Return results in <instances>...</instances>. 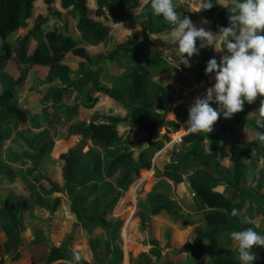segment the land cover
<instances>
[{
    "label": "rangeland",
    "instance_id": "1",
    "mask_svg": "<svg viewBox=\"0 0 264 264\" xmlns=\"http://www.w3.org/2000/svg\"><path fill=\"white\" fill-rule=\"evenodd\" d=\"M131 1L137 7L133 18L120 22L112 13L107 17L98 16L97 0H89L91 18L105 25L110 35L99 44L82 42L63 62L70 70L67 84L83 80L93 70L97 74L99 86L109 91V95L98 92L93 94L94 97H99L93 110H88L83 105L90 86L82 93L71 91L68 97L59 102L53 98V94L62 84L49 81V69L22 63L16 55V44L39 19L45 24L37 40L55 29H63L68 35H78L79 18L73 9H62L58 0H54V8L50 9L44 0H38L34 4L32 19L6 42L13 50V58L0 65V94L13 86L16 93L14 104L28 111V121L22 123L12 119L0 107V132L5 135V141L0 146V206L10 197L14 200L25 199L30 202L31 207L21 215L17 223L21 244L8 240L0 230V264H47L53 247L70 250L78 256V261L64 260L55 264H212L207 243L196 241L207 230L203 206L196 192L187 182L175 184L166 177L159 178L157 172L163 174L168 164L197 153L215 156L208 142L187 144L183 141L188 133L184 122L188 110L197 98L206 95V89L215 82L214 77L205 75L207 61H202L200 53L191 58L190 67L177 66V53L174 50L177 46L172 44L169 37L162 35L171 30L155 33L164 25H172L163 21L162 17L152 15L150 0ZM232 2L233 0H219L215 12L211 9L204 10L203 2L198 0L174 4L181 18L188 16L197 27L203 26L216 32L222 26L219 16H229ZM202 19L209 23L202 25ZM4 44L5 42L0 41L2 53ZM142 44L155 50L142 56L145 70L158 53L161 58L159 68L151 76L153 102H147V106L155 107L153 103L158 88H169L174 95L172 108L162 114L168 123L160 134L168 133V139L162 140L164 148L157 151L153 147L156 141L154 136L135 129L130 123H122L118 125V134L123 146L104 148L89 139V125L94 119H125L128 116V99L120 93V89L131 83V71L126 65L105 58L115 50L130 53ZM206 48L219 62L224 53L211 47ZM81 55L88 57L90 62L80 60ZM16 81L18 83L14 84ZM257 109L249 112L244 123L249 128L257 126ZM72 110L76 112L70 115ZM220 123L227 128L219 136V149L224 151L221 154V165L230 173L231 180L233 181L234 175L231 148L239 146L251 155V159H244L249 185H264V151L259 157L251 146H244L240 142L242 125L236 126L222 116ZM129 136L139 147L136 149L137 154L148 149L147 159L151 161L152 169L146 174L141 172L140 178L122 193L109 214L110 222H124L121 238L113 244L101 228L80 224L72 215L71 204L67 199L47 195L44 190L49 191L51 185L43 177L62 183L60 155L83 143L86 144L80 154L81 170H85L95 159H113L131 149ZM27 142L40 148L47 144L49 150L40 158ZM106 183V180L102 182ZM220 190L223 191V188ZM258 192L263 197L261 205L250 206L246 203L240 215L246 217L258 233L264 235V188ZM230 194L227 193V196ZM154 195L163 196L174 206L167 212L154 216L152 212L155 205L149 202ZM57 197L61 198V204L55 214L35 204V199H42L45 205L52 206ZM153 241L158 242L157 247L153 245ZM195 242L197 247L193 244ZM218 245L225 262L238 259L237 247L230 236L220 238Z\"/></svg>",
    "mask_w": 264,
    "mask_h": 264
},
{
    "label": "trees",
    "instance_id": "2",
    "mask_svg": "<svg viewBox=\"0 0 264 264\" xmlns=\"http://www.w3.org/2000/svg\"><path fill=\"white\" fill-rule=\"evenodd\" d=\"M38 0H0V41L5 42L4 53L0 52V65L9 62L13 58V50L8 45L7 40L15 34L20 28L25 27L33 17V8ZM50 9L54 8V0H44ZM192 0H174V2ZM204 2V0H198ZM219 0H212L214 6L212 12L216 11ZM64 10L73 9L78 20V35H68L63 29H55L47 33L44 37L41 35L44 21L38 20L16 44L17 59L22 63H29L33 66L47 68L50 71L49 81L51 83H61L62 87L55 91L53 98L62 102L69 96L71 91L82 93L89 86L91 89L87 92L86 100L83 105L88 110H93L99 97H94L98 92L102 95H109L107 89L101 88L96 78V73L91 70L86 78L79 82L67 84L66 79L70 70L63 62L67 56L77 49L82 42L99 44L107 40L110 35L108 28L102 23L95 22L90 16L89 0H58ZM100 17H107L109 13L115 15L118 21L124 22L133 18L137 9L131 0H97ZM197 5V3H195ZM177 11V9H176ZM178 13V11H177ZM220 25L228 24V16L220 15ZM172 27L164 25L155 33H161L165 30H171ZM199 45V42H198ZM155 52L145 45H139L130 53L120 50L113 51L105 60L118 62L126 65L131 71L129 79L131 83L120 89V93L128 99L126 108L128 116L125 119L119 117H107L99 121L94 119L89 125V139L104 148L122 147L123 143L118 134V125L130 123L132 127L142 132L148 133L156 139L153 147L157 151L164 148L163 139H168V133L161 135V131L167 125L165 115L158 111L168 112L172 108L173 93L169 88H158L154 100L155 107L147 106L151 101V76L160 66L161 58L158 55L148 67L143 68L142 56ZM202 61L206 62L213 57V53L208 52L207 48L200 51ZM80 60L87 63L90 59L81 55ZM18 82H14L17 84ZM16 93L14 87H9L3 94H0V107L4 113L16 119L19 122L28 121V111L21 109L14 104ZM260 97L252 105L245 103L244 110L234 114L229 122L236 126H243L240 135V142L244 146H251L255 153L260 157L264 151V141L258 139V132L264 129H258L257 126L248 127L244 123L248 118L249 112L259 107ZM215 107V106H214ZM182 108H185L182 106ZM76 111L72 110L71 114ZM70 115H65L69 117ZM187 118L184 120L187 124ZM226 127L220 123V118L213 126L211 133L200 132L196 134L187 133L183 141L187 144L192 143H210L214 157H208L203 153H197L192 157H184L178 162H173L165 167V173L157 172L159 178L166 177L175 184L187 182L196 192L197 198L203 206V216L207 223V230L199 236L196 241H205L207 243L212 264H240L239 259L231 262H225L218 240L229 236V233L236 230H244L252 227L258 232L255 226L249 223H242L244 218L239 215L233 217L230 215L233 208L240 211L248 203L250 206L261 205L263 197L258 190L264 188L259 184L256 187L249 185L244 159H251L250 152L239 146L231 148V161L234 163L233 181L230 173L221 165L219 136L226 132ZM187 131V129H186ZM72 131H70V135ZM130 148L123 154L113 159H95L87 165L85 170H81L82 149L86 143L80 147L72 148L59 157L62 163V183H57L48 177H43L49 181L51 189L44 190L47 195L60 196L67 199L71 204V213L76 220L85 226H95L101 228L113 244H116L121 238V232L124 222L117 221L112 223L108 216L119 202L122 193L140 178V174H146L152 169V163L147 159L148 149L142 150L139 154L136 149L139 148L128 137ZM5 141V135L0 132V146ZM29 147L39 154L42 158L49 150V145L43 148L37 147L27 142ZM190 173L186 175V173ZM42 180V179H39ZM108 181L102 184L103 181ZM223 188V191L220 189ZM227 193H231L227 196ZM57 197L52 206L45 205L42 199H35V204L48 212L55 214L61 204V198ZM149 202L154 204L153 215L158 216L163 212L170 210L173 203L167 201L163 196L154 195ZM31 204L25 199L6 198V201L0 206V230L5 234L8 240H14L22 243L20 233L17 229V223L23 213L30 210ZM196 246V242L193 243ZM155 247L157 241H153ZM64 249L53 247L47 260V264H55L58 261L66 260L73 262ZM256 255L254 264H264V247H255L253 249ZM182 252H185L182 251ZM163 264H173L165 262Z\"/></svg>",
    "mask_w": 264,
    "mask_h": 264
},
{
    "label": "clouds",
    "instance_id": "3",
    "mask_svg": "<svg viewBox=\"0 0 264 264\" xmlns=\"http://www.w3.org/2000/svg\"><path fill=\"white\" fill-rule=\"evenodd\" d=\"M213 6L212 0H204L202 8L207 11ZM150 10L153 16L172 25L171 31L162 35L177 46V66L190 67L191 58L206 47L224 53L219 62L215 57L206 62L205 75L214 77L215 82L189 108L187 131L209 134L221 116L231 119L244 110L245 103L252 105L258 97L256 125L264 129V0H233L228 25L218 27L216 32L197 27L188 16L181 18L174 0H150ZM208 23L201 20L202 25ZM257 134L264 141V131ZM230 215L237 217L240 213L233 208ZM241 222L249 223L246 217ZM229 236L237 247L240 264H254L253 249L264 247V235L249 227L234 230Z\"/></svg>",
    "mask_w": 264,
    "mask_h": 264
},
{
    "label": "water",
    "instance_id": "4",
    "mask_svg": "<svg viewBox=\"0 0 264 264\" xmlns=\"http://www.w3.org/2000/svg\"><path fill=\"white\" fill-rule=\"evenodd\" d=\"M158 113L159 114H164V111H158ZM66 252V254L69 256V257H71L74 261H78V256L74 253V252H72V251H70V250H67V251H65Z\"/></svg>",
    "mask_w": 264,
    "mask_h": 264
},
{
    "label": "crops",
    "instance_id": "5",
    "mask_svg": "<svg viewBox=\"0 0 264 264\" xmlns=\"http://www.w3.org/2000/svg\"><path fill=\"white\" fill-rule=\"evenodd\" d=\"M62 261H64V260H62ZM59 262V261H58Z\"/></svg>",
    "mask_w": 264,
    "mask_h": 264
}]
</instances>
